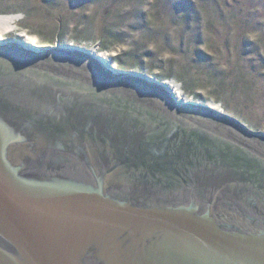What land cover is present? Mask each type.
Returning a JSON list of instances; mask_svg holds the SVG:
<instances>
[{
    "label": "water",
    "instance_id": "obj_1",
    "mask_svg": "<svg viewBox=\"0 0 264 264\" xmlns=\"http://www.w3.org/2000/svg\"><path fill=\"white\" fill-rule=\"evenodd\" d=\"M6 42L0 264H264V133L94 51Z\"/></svg>",
    "mask_w": 264,
    "mask_h": 264
},
{
    "label": "rangeland",
    "instance_id": "obj_2",
    "mask_svg": "<svg viewBox=\"0 0 264 264\" xmlns=\"http://www.w3.org/2000/svg\"><path fill=\"white\" fill-rule=\"evenodd\" d=\"M0 17L3 40L94 51L264 133V0H0Z\"/></svg>",
    "mask_w": 264,
    "mask_h": 264
},
{
    "label": "bare ground",
    "instance_id": "obj_3",
    "mask_svg": "<svg viewBox=\"0 0 264 264\" xmlns=\"http://www.w3.org/2000/svg\"><path fill=\"white\" fill-rule=\"evenodd\" d=\"M12 20V18L11 17H9V18H3V17H0V47H4V46H10V44L8 43V42H6V39L5 40H3V37H2V35H3V31L5 32V31H7L9 28H10V21ZM7 25V26H6ZM4 26H6V27H4ZM6 28V29H5ZM34 39H31V38H26L25 40H22V49L23 50H25V51H28V52H31L29 49L30 48H33V49H35L36 47H34V46H32L33 44H34ZM32 44V45H31ZM27 48H29V49H27ZM44 50H45V48H43ZM43 49H39L40 51H42V52H39V53H34V54H44L45 53V51L43 50ZM33 53V52H32ZM101 56V55H100ZM107 63H108V60L106 59V58H104L103 56H101ZM113 67V66H112ZM114 68V67H113ZM166 84H167V82H165ZM169 87V86H168ZM171 88H172V86H171ZM171 88L169 87V89L171 90ZM173 90H174V93H173V96L176 98V100H177V105H178V107L180 106V107H182L183 105H186L187 104V102L188 101H184L181 97H180V95H179V93L175 90V88H173ZM175 94V95H174ZM215 109V108H214Z\"/></svg>",
    "mask_w": 264,
    "mask_h": 264
}]
</instances>
